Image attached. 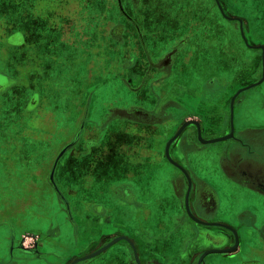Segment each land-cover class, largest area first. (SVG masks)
Wrapping results in <instances>:
<instances>
[{
	"label": "crops",
	"instance_id": "0c3cea01",
	"mask_svg": "<svg viewBox=\"0 0 264 264\" xmlns=\"http://www.w3.org/2000/svg\"><path fill=\"white\" fill-rule=\"evenodd\" d=\"M8 1L13 13L0 0V33H19L21 43L8 55L0 44V73L25 86L0 93V129L20 121L8 126L11 134L0 132V228L7 233L0 264H81L105 255L100 264H211L210 255L264 264V221L255 212L264 204L263 182H255L264 176V118L244 112L247 92L264 82V55L234 52L217 29V15L231 22L219 1L211 0L218 14L195 0H135L137 7L132 0ZM261 15L252 22L264 31ZM209 16L218 23L208 26ZM23 19L33 35L17 23ZM44 27L58 38L44 39ZM235 30L246 49L264 46L245 28ZM87 40L93 47L81 55L61 57V71L89 59L71 68L82 69L83 85L63 89L59 103H70L59 106L47 93L51 84L40 86L48 67L33 72L34 62L60 59L55 46ZM97 89L104 95L86 110L84 95ZM34 95L37 108L26 112ZM253 96L264 114V96ZM33 241L35 258L25 249Z\"/></svg>",
	"mask_w": 264,
	"mask_h": 264
},
{
	"label": "rangeland",
	"instance_id": "374dc122",
	"mask_svg": "<svg viewBox=\"0 0 264 264\" xmlns=\"http://www.w3.org/2000/svg\"><path fill=\"white\" fill-rule=\"evenodd\" d=\"M195 1H196L197 5H198L197 7L200 8L202 11H205V12H209L210 11V12H212V9H213V11L216 14H218V12H216V8H215V6H214V4H213V2L211 0H195ZM195 1H194V3H190V5H195ZM218 1L223 6V8L226 9L228 17L232 18V20H230L231 22H229V21H226V20L218 17V15H217V19H219V23L218 22L217 23H218V26L221 27V28H217V29L225 31L227 33V34L225 33V36H226V38L228 37L227 40L230 37V40H231L230 42H234L235 45L231 46V47L235 48L234 52H238L239 51L240 53H243L246 57H251V58L253 56H257L258 53L263 54V50L260 49V48H256L255 51H253L254 48H251V50L246 49L243 46V44H242V40L239 38L238 31L235 30L236 27H238L240 29L241 28H245V30L247 31L246 33L248 34V38L249 39H252V41L253 40H258L257 42L264 43V31H260L259 27L255 26L253 24V22H252V16H251L252 15L251 8L253 7L252 1L251 0H218ZM262 5H264V0L262 1ZM5 9H6L7 12L9 11V12L13 13L14 7L8 0H7L6 4H5ZM211 17H212V20H213L212 14H211ZM211 17L209 16V19L206 20V24L208 26H210V27L213 24H217L216 22L214 23V22L211 21ZM238 19L242 20V23ZM260 19H261V16H260ZM60 20H61V22H66L67 21L63 17L60 18ZM17 23L20 24L21 28L22 27L25 28V29H23L24 31L27 30L25 32L27 36L33 35V33L36 32L34 30V28L30 29L28 26H25L27 22H25L24 19L22 21H17ZM32 25L34 26V23ZM46 29L47 28L44 27V30H46ZM218 32L220 33L221 31H218ZM43 33L46 35V36H44V39H47V37H50V36H52V37L56 36L58 38V31L52 32V31H49L47 29V32H43ZM12 34H18V33H12ZM217 35H218V33H217ZM6 39H8V37L7 38L4 37V40H6ZM16 40H18L20 42L21 41V36L19 35V37H17ZM89 42L90 41L87 40L86 42H84V44H79L76 47L75 46H64L63 47L61 45L55 46V48L60 53L59 56H56V57H59L60 59H52V61L43 62V63L42 62L40 63V62L36 61V62H38L37 63L38 65L34 64V66L35 65H37V66L41 65L44 69H45V67L46 68L48 67V70H49L48 73L45 74V72H42L41 75H43V76L47 75L48 76V78L45 79V81H44L45 82L44 84H45L47 89H48V86L51 84V90L50 89H49L50 91L47 90L48 94L50 92V94H49L50 100L54 98L56 100V102L58 101V103H59V102H61L63 100L61 98V96H60V95L63 94L62 93L63 89H64V91H67L68 89L78 90L79 87H81L83 85V80L81 79V75H80L81 72H82V69H81L80 73L77 70H75L71 74V70H72L71 68H76V66L79 67L80 65L82 67V64L84 63V61L86 62L87 59H89V58H87L84 61L81 60V62L78 65L76 63L75 64L73 63V65L72 66L70 65V67L67 68L66 71H61L63 64H61L59 62L61 61V59H62L61 57L63 55L64 56H66V55L67 56H69V55L71 56L74 53H75V55H76V53H79L81 55V52L83 50H85L86 46L87 47H93V42H90V43ZM9 44H10V46L11 45L13 46V45H19L20 43H15V42H12V41H10V43H9V41L6 42V45L3 47V49L7 52V55H8V53H10L13 50V47L12 46L10 47ZM23 49L25 51L29 50V49L33 50V51H36L35 46H33V48H28L27 47V48H23ZM40 49H41V51H39V52H41V54L42 53L45 54L44 52L47 51L45 45L42 46ZM212 50L215 51L214 55H219V52H220L219 48H215V49H212ZM89 54H90V59H92L93 55H91L90 52H89ZM31 58L35 59L36 57H35V55H33ZM55 61L58 62L57 63V67H53V62H55ZM208 61H211V60L208 59ZM36 62H34V63H36ZM201 67L203 68L204 66H201ZM215 67H216V65H215ZM217 68H219V66ZM262 71H263V68H262ZM33 72H35V69L33 70ZM84 78H86V73L85 72H83V79ZM113 83L114 82L108 83L105 87H107V89H109V87H108L109 85L114 87ZM42 84H40V85H42ZM102 87L104 89V86H102ZM53 89H55V90L53 92H51ZM107 89L105 91H108ZM93 91H95V90L90 91V95L89 96L87 94L84 95L85 96L84 100L87 101V103L91 102V103H96L97 104V100L100 101V99H101V98L97 99V95L99 97H102L104 95V93H103L104 91L100 90V89L99 90L97 89V91H95V93ZM101 93H103V94H101ZM247 94H250L251 96L249 97L250 101L246 100V102H245L244 112L246 111L248 113V116H251L253 118H255L256 115H258V116L262 115V117L264 118V114H263V112L261 110L262 109L261 108V103H258V102L254 103L257 100L256 99L254 100V96H253V94L256 95L257 97L264 96V82L260 86L248 91ZM122 96H124L125 100L128 101L129 103L130 102H134V100H133L134 95L133 94H130L129 92H126V94L122 93ZM82 97H83V95L81 96V98ZM69 103L70 102L68 100H66L65 103H62V104L59 103V106L64 105V104L68 105ZM49 104H48V107H47L48 108L47 110H49V111H53V109H56L55 107H58V105L57 106H52L51 104L50 105ZM57 110H60V111H58V113H55V114H57L58 116L62 117V115L64 114V113H62L63 109H60V107H59V108L56 109V111ZM73 141H75L74 138L68 144L69 146L71 145L69 148H71L74 145ZM66 147H67V145H66ZM255 212L259 216V219H260L259 223L264 221V204H262V205L259 204V208L256 209ZM6 236H7L6 229L4 227H1L0 228V241H1V243L5 242L4 239H5ZM253 243H257V241H253ZM0 248H1V250H0L1 254H7V248L4 247V243L1 244ZM249 250H250V248L244 249V253L249 252ZM105 257H107V256L105 255ZM105 257L102 256L101 258L100 257L99 258H94V259H92L90 261H85V262H83L81 264H100L102 259L105 258ZM243 260L244 261H250L251 259H248L247 257H245ZM207 262L211 263V264H225V261L221 257V255H210V256L207 257Z\"/></svg>",
	"mask_w": 264,
	"mask_h": 264
},
{
	"label": "flooded vegetation",
	"instance_id": "af4514ba",
	"mask_svg": "<svg viewBox=\"0 0 264 264\" xmlns=\"http://www.w3.org/2000/svg\"><path fill=\"white\" fill-rule=\"evenodd\" d=\"M132 5L133 6H135V7H137V6H139V5H137V2L135 1V0H132ZM118 30V32H116L117 33V36H119V34L118 33H120V27H118L117 28ZM4 34L3 33H1L0 34V44H6V42H8L9 41V43H10V41H12V42H15V43H21V42H19L18 40H16V38L17 37H19V33L18 34H9L8 35V39H6V40H4ZM2 40H4V41H2ZM9 46H10V44H9ZM12 46V45H11ZM10 46V47H11ZM14 46H18V45H13L12 47H14ZM132 63V60H128L127 62H125V65L127 66L128 64L130 65ZM35 64V63H34ZM33 65V64H32ZM34 66V65H33ZM16 68V67H15ZM35 69V72H37V70L39 69L38 68V66L36 65V68H34ZM33 69V70H34ZM20 74H21V70H20V72H19ZM24 82V80H19V81H17V80H15V79H13L12 77H8V76H6V75H4V74H2V73H0V93L1 92H3V93H5V92H7L8 90H10L11 88H14V87H16V88H19V87H24L25 85H23L22 83ZM16 85H18V86H16ZM22 85V86H21ZM41 87H43V86H45L44 84H42V85H40ZM208 86V85H207ZM207 89H208V87H207ZM43 90H45V87H44V89ZM38 95V94H37ZM37 95H34L33 97H32V99H31V101H30V105H29V107H28V109L26 108V112H31V111H35L36 110V103H37ZM89 105H91V102L90 103H87L86 104V106H85V109L87 110L90 106ZM43 108V107H42ZM85 110V112L86 113H84V114H86V120L88 119V111H86ZM27 114H29V113H27ZM39 116V115H38ZM44 117V116H43ZM43 117H41V116H39L38 118H40V119H42ZM47 118V117H46ZM45 117L43 118L44 120L46 119ZM83 119H84V116H83ZM4 122H6V124H5V128H8L10 131H8V129H0V132L3 134H11V132L12 131H14L15 129H14V127H8L9 125H12V126H19L20 125V121H17V119L15 118H11V119H9V120H6V121H4ZM43 131H45L44 129L43 130H41V132H43ZM81 135H82V131H81V129H80V131H78L77 132V134H76V136L74 137V140L75 141H73L74 142V144H77V142H78V140L80 139V137H81ZM85 145V144H84ZM75 146V145H74ZM87 147H88V145H86ZM85 146V147H86ZM72 148V147H71ZM87 150H88V148H85L84 149V151L85 152H87ZM7 166H10L9 165V163L7 164ZM259 180H261V182H263V185H264V176L262 177V176H260V175H256L255 176V182L258 184V181ZM60 198L62 199V201L64 202V204L65 205H67V203H68V200L65 198V196H61V194H60ZM68 208H66V210H67ZM16 242H19V240L18 239H15V244H16ZM22 246H24L25 245V240H22V244H21ZM38 245H39V243H36V242H34L33 241V244H32V249H30V248H25L27 251H29V252H31V255L35 258V257H37V256H40L38 253H39V251H38ZM29 252H27V253H29Z\"/></svg>",
	"mask_w": 264,
	"mask_h": 264
},
{
	"label": "trees",
	"instance_id": "16d2710c",
	"mask_svg": "<svg viewBox=\"0 0 264 264\" xmlns=\"http://www.w3.org/2000/svg\"><path fill=\"white\" fill-rule=\"evenodd\" d=\"M252 1V5L253 7L251 8V12H252V20L254 19L255 16V13H261V19H262V24H264V18H263V15H264V5H262V1L263 0H251Z\"/></svg>",
	"mask_w": 264,
	"mask_h": 264
},
{
	"label": "water",
	"instance_id": "95a60500",
	"mask_svg": "<svg viewBox=\"0 0 264 264\" xmlns=\"http://www.w3.org/2000/svg\"><path fill=\"white\" fill-rule=\"evenodd\" d=\"M228 19H229V20H232V18H230V17H228ZM238 20L242 23V20H240V19H238ZM257 48L262 49V50H263V55H264V46H260V47H257ZM70 146H71V145H70ZM70 146L65 147V148L63 149V151L61 152V155H63V154L68 150V148H69Z\"/></svg>",
	"mask_w": 264,
	"mask_h": 264
}]
</instances>
